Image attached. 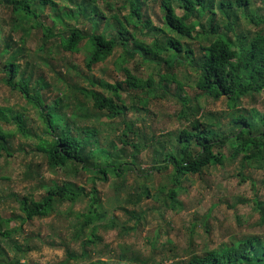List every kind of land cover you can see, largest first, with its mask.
Returning a JSON list of instances; mask_svg holds the SVG:
<instances>
[{
	"label": "trees",
	"instance_id": "trees-1",
	"mask_svg": "<svg viewBox=\"0 0 264 264\" xmlns=\"http://www.w3.org/2000/svg\"><path fill=\"white\" fill-rule=\"evenodd\" d=\"M257 1L260 7L251 10L250 4ZM0 4L7 6L13 15L12 29L22 31L15 46L10 45L11 34L0 40L3 43L1 81L21 94L41 125L38 133L33 132L22 111L0 106V155H11V138L18 135L32 141L29 151L40 154L47 168L59 167L73 174L85 172L92 175V182L95 178L106 180L108 174L118 175L125 169H130L134 177L148 179L155 170L163 182L152 193L147 185L140 186L134 202L136 205L143 196L155 199L157 192L165 193L161 201L164 210L178 205L175 196L184 188L182 181L188 175L196 174L204 179L203 170L210 165H222L239 157L241 166L264 168V0H157L160 15L155 16V21L150 17V0H0ZM29 35L38 40L36 50L41 52L48 50L44 48L48 44H55L61 52L83 50L87 70L103 63L119 49L113 65L123 78L114 82L86 78L90 86H98L100 91L75 86L84 98L79 100L60 89L46 102L42 90L49 88V83L42 75L34 76V70L27 69L26 63L22 66L19 62ZM192 42L197 43L198 50H194ZM131 60L135 61L128 66ZM145 64L152 67L143 77ZM180 67L196 74L193 87L197 92L192 97L177 77L175 69ZM140 68L142 74L138 75ZM168 83H175L182 90L181 94H175L180 110L174 115L188 123L145 142L137 127L126 118L125 98L121 94L126 92L131 98L140 95L137 101L145 105L148 96L166 95ZM221 96L227 106L222 120L202 108L204 99L215 100ZM245 97L251 106H241ZM85 105L113 119L110 122L122 124L119 140L129 147V161L119 158L127 155L124 149L111 143L114 151L110 152L98 143L95 126L71 125L75 118L89 115ZM148 148L152 149L151 166L140 174L134 168L135 162L140 151ZM120 186L121 183L118 189ZM81 195H87L89 204L85 211H75L78 231L73 236L76 238L80 229L90 226L91 238L83 241L79 254L70 252L64 245L63 258L52 264H73L72 261L81 264H264V240L258 235L233 238L217 247L203 246L199 254L190 244L177 251L171 247L170 258L164 255L158 258L154 251L141 256L128 244L121 243L118 250L110 249L113 253L118 251L116 259H92L89 250L98 242L95 234L99 226L104 230L118 226L123 232L136 230L144 223L143 210L123 209L126 220H132L133 225L127 226L125 221L116 223L114 218L98 225L96 222L104 218L105 211L96 186L86 192L70 181L59 184L50 180L45 193L29 199L18 198L17 202L25 218H39L62 202L75 203ZM260 204L257 202L255 208L261 211L263 223L264 210ZM6 234L8 230L0 231L1 236ZM150 245L154 250L155 241ZM22 246L14 245L16 250ZM4 255L0 247V264L9 263Z\"/></svg>",
	"mask_w": 264,
	"mask_h": 264
},
{
	"label": "rangeland",
	"instance_id": "rangeland-1",
	"mask_svg": "<svg viewBox=\"0 0 264 264\" xmlns=\"http://www.w3.org/2000/svg\"><path fill=\"white\" fill-rule=\"evenodd\" d=\"M260 5L258 1L257 4L251 3L250 9ZM150 13L154 21L155 16L159 17L157 0H150ZM12 17L8 7L0 4V40H5L11 34L10 45L15 46L22 37V31L12 29ZM45 21L48 22L47 19ZM24 45L26 50L19 55V62L22 66L26 63L27 69L34 70V76L42 75L49 83V88L42 90L46 102H50L60 89L79 100L84 98L75 86L100 91L98 86H90L86 78L93 80L102 78L108 82L123 78L121 72H117L113 65L119 49H116L103 63L87 70L84 65L83 50L74 53L61 52L55 44H48L44 47L48 50L41 52L36 50L38 40L32 35L26 38ZM192 45L194 50H198L197 43L192 42ZM1 46L3 43H0V50ZM134 61H129L127 65L132 66ZM145 66L143 65L145 73L142 74L140 68L137 70L138 75L142 74L145 77L146 72L152 67L147 64ZM175 71L183 89L192 97L197 92L193 87L195 72L185 67L176 68ZM154 78L157 80V74H154ZM167 87L166 95L148 96L145 105L137 101L140 95L131 98L126 92L121 94L125 98L126 118L137 127L138 133L144 137L145 142L152 136H163L188 123L174 115V112L180 110L175 94H181L182 90L177 88L175 83H168ZM225 100L223 96L215 100L211 97L204 99L203 111L214 113L217 119L222 120L224 117L222 112L227 110ZM251 105L246 97L241 100V106ZM0 106L10 107L14 112L22 111L27 117V126L31 131L36 133L40 131L41 125L34 110L20 93L11 90L1 78ZM85 108L89 115L75 118V123L71 122V125L95 126L98 143L107 147L110 152L114 151L110 147L111 143L118 149H124L127 155L119 158L129 161V147L119 140L122 124L115 120L110 122L113 119L93 110L91 105H85ZM10 126L12 127L11 124ZM129 137L133 138V135L129 133ZM31 144V140L14 135L10 144L11 155L5 153L0 155V231L8 230L6 236L0 235V247L4 256L8 257V264H52L63 258L64 245L70 252L79 254L83 241L91 238L90 226L80 229L81 232L76 238L73 236L75 230L78 231L75 211L86 210L89 204L87 195H81L75 203L62 202L39 218H25V212L17 202L18 198L29 199L45 193L50 180L59 184L70 181L82 186L86 192H89L92 186H96L101 198V206L105 211L104 218L96 222L98 225H104L114 218L116 223L125 221L126 225L130 226L133 222L126 220L127 215L123 209L143 210L144 223L136 230L123 232L120 226L104 230L99 226L95 234L99 238L98 242L89 250L92 251L90 254L92 259H116L118 251L113 253L110 249L118 250L117 247L121 243L128 244L132 251L139 252L141 256H147L154 251L157 252L158 258L163 255L170 258L173 252L168 249L171 247H175L174 250L177 251L190 244L192 250L199 254L203 246L217 247L242 236L258 235L264 240L261 211L258 207L255 208L256 203L260 202L261 209L264 210V168H252L246 164L241 166L239 157L230 162L225 161L222 165L208 166L203 170L204 179L196 174L188 175L182 181L184 188L175 196L178 205L174 209L164 210L161 201H164L165 193L157 192L158 196L155 199L143 196L136 205L134 202V194L140 186L147 185L152 193L163 182L162 177L155 170L148 179L142 176L134 177L130 169H125L118 175L108 174L106 180L95 178L92 182L90 181L92 175L85 172L79 171L73 174L59 167L54 170L47 168L40 154L29 151ZM151 153L150 148L140 151L134 166L136 170L138 169V173L150 169ZM120 183L121 188L118 189ZM168 184L172 186V183ZM37 233L39 237H36ZM153 241H155V249L151 250L150 243ZM16 244L23 246L16 250L14 247ZM71 263L81 264L74 261Z\"/></svg>",
	"mask_w": 264,
	"mask_h": 264
}]
</instances>
